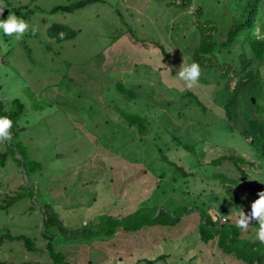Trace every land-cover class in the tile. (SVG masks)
Listing matches in <instances>:
<instances>
[{"label": "rangeland", "instance_id": "obj_1", "mask_svg": "<svg viewBox=\"0 0 264 264\" xmlns=\"http://www.w3.org/2000/svg\"><path fill=\"white\" fill-rule=\"evenodd\" d=\"M77 1L3 0L0 20L12 12L38 29L19 41L0 36V102L22 105L21 151L39 165L18 169L8 155L0 173V204L25 194L0 215V234H24L38 248L5 242L0 262L52 264L41 237L48 207L74 234L55 240L71 264H243L217 242L256 241L258 224L242 231L235 221L264 191V159L241 132L244 109L227 122L220 69L200 68L191 90L175 76L194 62L199 30L224 41L247 0H98L51 11ZM260 11L264 37V0ZM54 24L75 38L51 39ZM240 47L220 50L218 61L238 70ZM122 113L144 118V130Z\"/></svg>", "mask_w": 264, "mask_h": 264}, {"label": "trees", "instance_id": "obj_2", "mask_svg": "<svg viewBox=\"0 0 264 264\" xmlns=\"http://www.w3.org/2000/svg\"><path fill=\"white\" fill-rule=\"evenodd\" d=\"M97 1L98 0H81L68 6L54 7L51 11L72 13L78 9L86 7L87 5L96 3ZM262 1L263 0H247L240 12V15L242 14L240 20L235 24L234 22L231 24L226 32V39L220 43H217L213 39L214 35L207 30H199L200 43L193 53V61L197 63L200 68L206 70L213 71L220 69V76L226 79L224 89L227 98L223 110L225 117L228 120L227 122L235 121L237 111H239L240 108H243L244 112L242 115H245L246 122L244 123L241 132L246 135L247 139H250L249 143L255 147L256 155L259 158L264 159V79L259 73L260 65L264 64V37H262L263 23L260 18V4ZM257 28H260L259 34L255 33ZM60 33L64 34L63 39L60 38ZM48 36L57 43H61L75 38L76 32L67 26L54 24L48 29ZM237 42H240L241 46V52L236 57V61L239 64L238 70L231 68V66L226 63L219 62L217 59V54H220V50L229 51L231 46ZM158 48L163 52L164 49L161 46H158ZM116 90L121 93V91L125 89L122 87V84L119 83ZM252 98L255 100L254 103H252ZM12 103L16 104L15 107H13L12 110L10 109L6 111L4 104L0 102V116H7L13 122L11 128L12 139L6 141L7 148L5 152L0 153V173L5 168L8 155L14 157L13 160L18 169L23 167L25 170L26 165H29L28 169H31V166L38 167L39 165L36 162L29 160L28 155H24L21 151V142L19 141L20 131L17 129L16 121L20 116L18 115V110L22 108V105L18 101H13ZM122 115H130L127 118L130 127L134 126V123L137 122L136 125L140 130L139 132L144 130V118L130 113H122ZM184 149L187 150V147H184ZM15 155H19L18 158L16 157L15 159ZM232 162L236 165L235 161ZM242 176H244V173H242ZM24 196L25 194L23 193H16L14 196L6 194L0 204V215L3 213L4 216H7L8 211L10 210L9 208ZM42 212L43 229L41 237L46 241V251L52 264H71L67 261V256L62 250L58 251V244H56L55 240L62 233L67 236H74L73 232L70 233L67 227H64L53 209L44 207ZM111 232L112 229H108L104 234L110 235ZM83 234L84 233H82V235ZM5 242H19L27 249V251L32 253L38 252V248L35 245V239H31L24 234L13 235L8 229H3V233L0 234V246ZM217 244L219 248L222 247L221 249L223 251L232 254L236 260L243 264H264V247L256 241L250 243L249 247L243 246L238 249L236 248V242L234 243L231 239L226 242V239L221 236ZM223 244H228V251ZM160 258L161 257L157 258V260ZM0 264L3 263L0 262Z\"/></svg>", "mask_w": 264, "mask_h": 264}, {"label": "clouds", "instance_id": "obj_3", "mask_svg": "<svg viewBox=\"0 0 264 264\" xmlns=\"http://www.w3.org/2000/svg\"><path fill=\"white\" fill-rule=\"evenodd\" d=\"M6 8L7 5L3 0H0V15ZM37 30L36 26H30L28 22L12 12H9L6 19L0 20V36L10 37L16 41L21 40L29 31L35 35ZM59 36L63 39L64 34L60 33ZM0 49L7 51V44L2 39H0ZM168 70L170 71V69ZM200 75L201 70L197 63L187 64L183 61L175 78L183 83L185 89L191 90L198 86ZM12 126L11 119L7 116H0V144L12 139ZM257 196L258 199L251 203L250 211L247 214L243 210H239L235 225L238 229L247 231L249 225L254 221L255 224H258V228L255 230V240L264 245V191L257 193Z\"/></svg>", "mask_w": 264, "mask_h": 264}, {"label": "water", "instance_id": "obj_4", "mask_svg": "<svg viewBox=\"0 0 264 264\" xmlns=\"http://www.w3.org/2000/svg\"><path fill=\"white\" fill-rule=\"evenodd\" d=\"M255 102V100L252 98V103H254Z\"/></svg>", "mask_w": 264, "mask_h": 264}, {"label": "built area", "instance_id": "obj_5", "mask_svg": "<svg viewBox=\"0 0 264 264\" xmlns=\"http://www.w3.org/2000/svg\"><path fill=\"white\" fill-rule=\"evenodd\" d=\"M223 221H225V219L223 218Z\"/></svg>", "mask_w": 264, "mask_h": 264}]
</instances>
